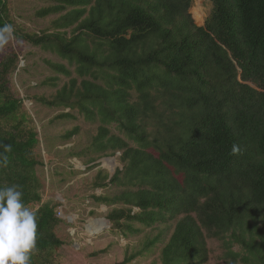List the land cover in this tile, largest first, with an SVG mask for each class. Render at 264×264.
<instances>
[{"label":"trees","instance_id":"16d2710c","mask_svg":"<svg viewBox=\"0 0 264 264\" xmlns=\"http://www.w3.org/2000/svg\"><path fill=\"white\" fill-rule=\"evenodd\" d=\"M50 1L35 12L57 14L49 32L14 28L13 36L73 66L71 72L44 61L74 77L38 101L97 123L90 141L96 154L120 153L121 169L110 178L99 169L92 181V188L117 189L91 195L118 205L105 216L110 228L133 235L140 231L135 224L175 220L158 264H204L206 238L221 242L227 264H264V0H206L201 26L190 16L192 0ZM5 23L13 25L0 0ZM17 65L14 51L0 60V152L7 157L0 186L19 185L26 205H38L30 264H55L61 219L55 203H41L36 131L8 86ZM69 111L56 118L74 119ZM111 124L123 137L109 131ZM158 241L146 240L119 264Z\"/></svg>","mask_w":264,"mask_h":264},{"label":"rangeland","instance_id":"374dc122","mask_svg":"<svg viewBox=\"0 0 264 264\" xmlns=\"http://www.w3.org/2000/svg\"><path fill=\"white\" fill-rule=\"evenodd\" d=\"M195 3L199 5L203 23L210 10V3L206 0H192L190 8ZM6 4L14 28L25 33L49 32L52 21L57 17V14L35 16L37 10L52 4L50 0H6ZM194 23L197 26L202 25L196 21ZM10 51L18 55V65L9 75L8 86L21 99V111L27 113L30 126L36 131L38 142L33 153L38 164L34 172L40 183L41 203H55L56 215L61 219L55 228V235L63 244L53 251L54 263L119 264L125 256L142 250L146 240L158 236L159 241L154 246L126 263L158 264L160 248L168 239L175 220L157 223L148 228L135 224L140 231L133 235H123L111 229L105 216L111 208L118 205L97 203L91 195H113L117 189L111 185L92 188V181L99 169L109 174V169L103 165L105 159H111L115 163L114 171L121 169L122 164L118 160L120 153L115 152L109 157L96 154L90 148V141L96 132L97 123L85 121L75 110L49 107L37 99H50L62 84L74 77L73 73L66 77L52 71L44 61L62 64L71 72L73 66L67 65V61L56 54L24 41H16L14 36L7 45L0 48V60ZM53 77L55 80L49 81ZM67 111L73 114L74 119L56 118L58 114ZM73 127H77V133L65 138V133ZM108 128L111 133L123 137L116 131L114 124ZM37 206L28 207L34 210ZM99 219L104 220L105 226L103 225L99 233L89 236L85 226L89 221ZM206 248L208 256L204 264L228 263L220 241L206 238ZM231 250L235 252L238 247L233 246Z\"/></svg>","mask_w":264,"mask_h":264},{"label":"clouds","instance_id":"9594fccd","mask_svg":"<svg viewBox=\"0 0 264 264\" xmlns=\"http://www.w3.org/2000/svg\"><path fill=\"white\" fill-rule=\"evenodd\" d=\"M14 26H0V48L13 37ZM5 150L10 146H4ZM232 154H239V145H232ZM7 157L0 152V166H6ZM38 234L37 214L23 200L19 185L0 186V264H30Z\"/></svg>","mask_w":264,"mask_h":264},{"label":"bare ground","instance_id":"6f19581e","mask_svg":"<svg viewBox=\"0 0 264 264\" xmlns=\"http://www.w3.org/2000/svg\"><path fill=\"white\" fill-rule=\"evenodd\" d=\"M189 12L192 18L194 19V21H196L197 23H202L203 15L201 13L198 3H195L190 8ZM114 164L115 163L111 159L103 160V165L107 167L109 170H113ZM103 221L100 219L89 221V224L85 226L87 234L89 236H92V235L99 233L102 230L103 225L105 226V223Z\"/></svg>","mask_w":264,"mask_h":264},{"label":"water","instance_id":"95a60500","mask_svg":"<svg viewBox=\"0 0 264 264\" xmlns=\"http://www.w3.org/2000/svg\"><path fill=\"white\" fill-rule=\"evenodd\" d=\"M113 173H114V170H109L108 178H110Z\"/></svg>","mask_w":264,"mask_h":264}]
</instances>
